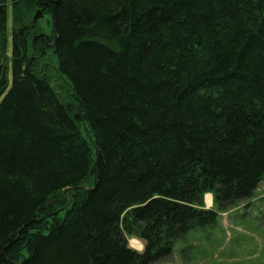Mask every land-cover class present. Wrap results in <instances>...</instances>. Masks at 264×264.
<instances>
[{
    "label": "trees",
    "instance_id": "1",
    "mask_svg": "<svg viewBox=\"0 0 264 264\" xmlns=\"http://www.w3.org/2000/svg\"><path fill=\"white\" fill-rule=\"evenodd\" d=\"M262 182L264 0H0V264H154Z\"/></svg>",
    "mask_w": 264,
    "mask_h": 264
},
{
    "label": "rangeland",
    "instance_id": "2",
    "mask_svg": "<svg viewBox=\"0 0 264 264\" xmlns=\"http://www.w3.org/2000/svg\"><path fill=\"white\" fill-rule=\"evenodd\" d=\"M11 1L8 0L9 3ZM7 14V27L10 32V9ZM37 29L50 34L48 15L37 22ZM46 66L48 69L44 73L54 81L53 67L56 62L51 55L41 61V67ZM208 195L210 206L206 202ZM204 205L207 210L217 209L216 205L213 206L210 194L205 195ZM136 243L140 244V248L136 247ZM128 245L137 252L143 250V243L137 239H129ZM154 264H264V182L258 186L251 199L219 213L213 225L192 229L175 240L172 254Z\"/></svg>",
    "mask_w": 264,
    "mask_h": 264
},
{
    "label": "bare ground",
    "instance_id": "3",
    "mask_svg": "<svg viewBox=\"0 0 264 264\" xmlns=\"http://www.w3.org/2000/svg\"><path fill=\"white\" fill-rule=\"evenodd\" d=\"M206 202H207V204L210 206V204H211V201H210V197H209V195L208 196H206ZM131 243V242H130ZM132 243L134 244L135 242L134 241H132ZM131 243V244H132ZM140 244L139 243H136V247L137 248H140V246H139ZM135 248V247H134Z\"/></svg>",
    "mask_w": 264,
    "mask_h": 264
},
{
    "label": "water",
    "instance_id": "4",
    "mask_svg": "<svg viewBox=\"0 0 264 264\" xmlns=\"http://www.w3.org/2000/svg\"><path fill=\"white\" fill-rule=\"evenodd\" d=\"M41 15H40V13L39 12H37L35 15H34V17H33V20L34 21H36L37 20V18L38 17H40Z\"/></svg>",
    "mask_w": 264,
    "mask_h": 264
}]
</instances>
